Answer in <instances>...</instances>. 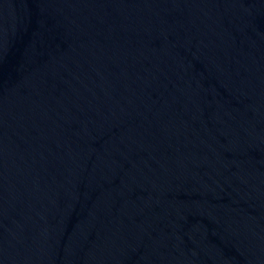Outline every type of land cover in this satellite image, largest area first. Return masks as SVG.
Segmentation results:
<instances>
[{"label": "water", "instance_id": "obj_1", "mask_svg": "<svg viewBox=\"0 0 264 264\" xmlns=\"http://www.w3.org/2000/svg\"><path fill=\"white\" fill-rule=\"evenodd\" d=\"M0 264H264V0H0Z\"/></svg>", "mask_w": 264, "mask_h": 264}]
</instances>
